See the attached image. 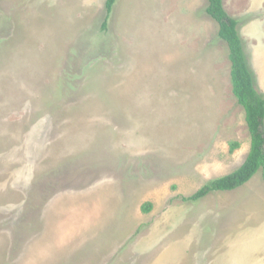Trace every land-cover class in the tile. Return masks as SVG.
<instances>
[{
  "label": "rangeland",
  "instance_id": "obj_1",
  "mask_svg": "<svg viewBox=\"0 0 264 264\" xmlns=\"http://www.w3.org/2000/svg\"><path fill=\"white\" fill-rule=\"evenodd\" d=\"M104 1L0 0V264H264L260 170L182 199L250 142L207 0ZM222 3L264 97V0Z\"/></svg>",
  "mask_w": 264,
  "mask_h": 264
},
{
  "label": "trees",
  "instance_id": "obj_2",
  "mask_svg": "<svg viewBox=\"0 0 264 264\" xmlns=\"http://www.w3.org/2000/svg\"><path fill=\"white\" fill-rule=\"evenodd\" d=\"M115 0H105L103 25L112 10ZM205 12L218 25L217 36L227 45V57L230 62L231 89L238 104L244 110V120L249 133V148L244 160L232 171L207 180L195 192L182 196L183 200L196 201L213 191L234 190L248 182L258 171L264 180V97L254 85L248 68L241 37L237 30L238 20L227 13L222 0H207ZM237 146L231 142L229 150ZM150 202L141 205V210L149 211Z\"/></svg>",
  "mask_w": 264,
  "mask_h": 264
}]
</instances>
